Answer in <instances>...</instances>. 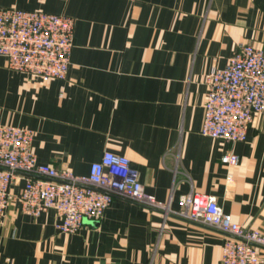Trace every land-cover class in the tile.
Returning <instances> with one entry per match:
<instances>
[{
	"label": "crops",
	"instance_id": "obj_1",
	"mask_svg": "<svg viewBox=\"0 0 264 264\" xmlns=\"http://www.w3.org/2000/svg\"><path fill=\"white\" fill-rule=\"evenodd\" d=\"M75 18L66 79L43 81L0 55V124L34 133L41 163L88 174L126 155L145 189L179 206L194 190L264 233V122L244 141L202 134L213 66L243 44L264 48V0H0V8ZM240 156L229 167L222 156ZM229 174L233 175L228 182ZM24 176L0 224V264H217L226 235L117 196L100 221L60 233L54 209L22 211ZM258 252L264 257V249Z\"/></svg>",
	"mask_w": 264,
	"mask_h": 264
},
{
	"label": "built area",
	"instance_id": "obj_2",
	"mask_svg": "<svg viewBox=\"0 0 264 264\" xmlns=\"http://www.w3.org/2000/svg\"><path fill=\"white\" fill-rule=\"evenodd\" d=\"M74 17L17 7L0 8V55L9 66L39 76L43 81L64 80L74 46ZM208 85L202 134L228 142L244 141L256 115L264 122V48L243 44L224 67L213 66L205 77ZM32 130L0 124V224L13 196L11 186L24 176L19 194L22 211L39 215L54 209L60 233H75L85 219L100 221L117 196L125 197L166 215L179 216L226 235L217 264H264V233L235 221L216 196L194 190L179 197V206L148 192L139 171L126 155L105 151L91 164L88 174L70 167L41 163L33 150ZM222 162L229 167L240 156L227 150ZM228 182L233 175L229 174Z\"/></svg>",
	"mask_w": 264,
	"mask_h": 264
}]
</instances>
